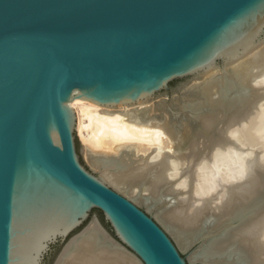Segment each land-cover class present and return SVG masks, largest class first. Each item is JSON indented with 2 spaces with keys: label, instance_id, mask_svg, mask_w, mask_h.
I'll use <instances>...</instances> for the list:
<instances>
[{
  "label": "water",
  "instance_id": "obj_1",
  "mask_svg": "<svg viewBox=\"0 0 264 264\" xmlns=\"http://www.w3.org/2000/svg\"><path fill=\"white\" fill-rule=\"evenodd\" d=\"M263 34L264 0H0V264H40L61 245L55 264L92 220L141 264H188L149 213L80 162L69 102L147 101Z\"/></svg>",
  "mask_w": 264,
  "mask_h": 264
},
{
  "label": "bare ground",
  "instance_id": "obj_2",
  "mask_svg": "<svg viewBox=\"0 0 264 264\" xmlns=\"http://www.w3.org/2000/svg\"><path fill=\"white\" fill-rule=\"evenodd\" d=\"M241 47L200 76L194 98L182 97L178 124L151 117L144 100L79 95L71 104L90 167L152 210L181 250L202 237L201 264H264V41ZM230 252L237 259L227 263ZM55 264L141 263L92 220Z\"/></svg>",
  "mask_w": 264,
  "mask_h": 264
},
{
  "label": "rangeland",
  "instance_id": "obj_3",
  "mask_svg": "<svg viewBox=\"0 0 264 264\" xmlns=\"http://www.w3.org/2000/svg\"><path fill=\"white\" fill-rule=\"evenodd\" d=\"M264 35V34H263ZM218 63H221L220 61ZM195 83H194V82ZM197 82V83H196ZM202 82V78L200 77H196V76H188L182 79H178V80H173L170 81L168 83L167 88H163L158 92H155L147 101V105H150L152 108L154 109L152 110V112L150 113V115H152L151 117L155 118V119H159L161 121H164V116H165V121H169V122H173V124H176L177 122H181V119H176V117H173L174 114L176 113H171L169 111V109L171 110H178V106L180 105L181 101L183 100L182 97L180 99H177L179 97V95L181 94H188V96H184L187 99H191L194 98L197 94V87L200 85V83ZM187 86V87H186ZM189 97V98H188ZM175 99L174 102L173 99ZM179 102V103H177ZM73 103V101L69 102V106L74 110L76 117H77V111H76V107L72 106L71 104ZM146 105V106H147ZM153 105V106H152ZM178 105V106H177ZM167 108V109H166ZM122 109V108H121ZM167 112H166V111ZM176 111V112H177ZM175 112V111H174ZM177 112V113H178ZM167 113V114H166ZM171 113V114H170ZM164 114V115H163ZM173 115V116H172ZM149 117V114L147 115V113H145L144 117ZM180 115H178L177 118H179ZM178 124V123H177ZM178 128V127H177ZM74 134L76 137V150L77 153L79 155V160L80 162L87 168L90 169L94 175L96 176H100L98 171L93 170L90 165L86 162L85 158H84V150H83V144L81 142L80 136L78 135V131L77 128L75 127L74 130ZM184 151V150H183ZM182 150L178 153L181 154L183 152ZM177 152V151H176ZM107 183V182H106ZM108 185H110L109 183H107ZM111 187H113L112 185H110ZM114 188V187H113ZM115 190H117L116 188H114ZM119 193H121L123 196L127 197L128 195L125 194L122 190L119 191L117 190ZM127 198L130 199V197L128 196ZM131 200L137 205L139 206L141 209H143L144 211H146L147 213H149L159 224L160 222L156 219V217L154 216V213L152 210H149L147 208V206L145 204H141V203H136L135 200H133L131 198ZM170 199H165L163 200L161 203L163 205H165L166 203H169ZM164 202V203H163ZM93 217H97L99 219V221L104 225V227L106 229L109 230V226L107 225V223L105 222V220L103 219V217L100 215V212L96 209H91L90 211V219L92 220ZM162 227L163 225L160 224ZM164 228V227H163ZM165 229V228H164ZM166 230V229H165ZM167 231V230H166ZM168 232V231H167ZM169 233V232H168ZM169 235L171 236V234L169 233ZM171 238L173 239V241L175 242L178 250L180 252H182L184 258L187 260L188 264H200V260L198 259V254H199V248L201 246V242L199 240H193V242L190 244L191 246H189L188 248H186L185 250H181L179 248V246L177 245L175 239L171 236ZM61 248V245L54 247L50 250H48L45 254L44 257L41 259L40 264H52L55 257L57 256L59 250ZM191 257V258H190Z\"/></svg>",
  "mask_w": 264,
  "mask_h": 264
},
{
  "label": "trees",
  "instance_id": "obj_4",
  "mask_svg": "<svg viewBox=\"0 0 264 264\" xmlns=\"http://www.w3.org/2000/svg\"><path fill=\"white\" fill-rule=\"evenodd\" d=\"M100 215L102 216L101 212H100ZM103 217V216H102ZM56 247V246H55Z\"/></svg>",
  "mask_w": 264,
  "mask_h": 264
}]
</instances>
